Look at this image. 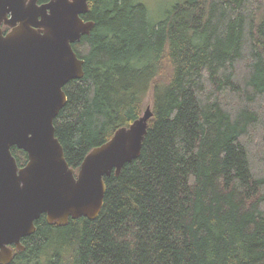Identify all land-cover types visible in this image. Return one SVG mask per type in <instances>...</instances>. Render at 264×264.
Wrapping results in <instances>:
<instances>
[{
    "label": "trees",
    "instance_id": "1",
    "mask_svg": "<svg viewBox=\"0 0 264 264\" xmlns=\"http://www.w3.org/2000/svg\"><path fill=\"white\" fill-rule=\"evenodd\" d=\"M81 18L84 75L53 121L64 158L77 173L150 105L141 154L103 179L97 218L41 216L10 264H264V0H178L154 22L88 0Z\"/></svg>",
    "mask_w": 264,
    "mask_h": 264
},
{
    "label": "water",
    "instance_id": "2",
    "mask_svg": "<svg viewBox=\"0 0 264 264\" xmlns=\"http://www.w3.org/2000/svg\"><path fill=\"white\" fill-rule=\"evenodd\" d=\"M0 0V264L35 233V221L64 227L69 219L94 220L105 195L104 178L118 175L141 154L151 118L147 108L129 127L92 149L75 176L53 121L66 104L63 87L83 77L72 45L94 23L81 16L88 0ZM11 28L4 34L1 26ZM23 151L19 168L11 148Z\"/></svg>",
    "mask_w": 264,
    "mask_h": 264
},
{
    "label": "rangeland",
    "instance_id": "3",
    "mask_svg": "<svg viewBox=\"0 0 264 264\" xmlns=\"http://www.w3.org/2000/svg\"><path fill=\"white\" fill-rule=\"evenodd\" d=\"M135 1L142 3L147 8L149 17L151 18V21L154 22V21H157L158 19L162 18L164 16V13L166 12V10L167 9L169 10L173 6V4L175 2H177L178 0H135ZM2 27H5V26H2ZM147 108H150V105H148ZM12 249H13V252H14V250H16L15 248H12ZM21 251H23V250H21ZM50 253L51 252L45 253L42 256V258H40V262H44L45 260H47V257L49 256L48 254H50Z\"/></svg>",
    "mask_w": 264,
    "mask_h": 264
},
{
    "label": "bare ground",
    "instance_id": "4",
    "mask_svg": "<svg viewBox=\"0 0 264 264\" xmlns=\"http://www.w3.org/2000/svg\"><path fill=\"white\" fill-rule=\"evenodd\" d=\"M48 2H49V0H48ZM46 3H47V2H46ZM44 4H45V3H44ZM38 5H42V4H38ZM82 16H83V15H82ZM85 22H87V21H85ZM9 29H10V31H11V28H9ZM74 44H75V43H74ZM82 67H83V66H82ZM83 74H84V73H83ZM73 80H74V79H73ZM63 88H64V87H63ZM66 99H67V98H66ZM142 116H143V115H142ZM142 116H141V117H142ZM130 125H131V124H130ZM130 125H129V126H130ZM129 126H128V127H129ZM121 128H122V127H121ZM114 133H115V132H114ZM113 135H114V134H113ZM55 138H56V137H55ZM111 138H112V137H111ZM109 140H110V139H109ZM109 140H108V141H109ZM108 141H107V142H108ZM13 148H15V147H13ZM13 148H11V153H12V149H13ZM15 149H16V148H15ZM12 156L14 157L13 153H12ZM26 156H27V155H26ZM14 158H15V157H14ZM26 162H27V159H26ZM80 167H81V166H80ZM69 168H70V167H69ZM71 169H72V168H71ZM79 169H80V168H79ZM73 170H74V169H73ZM78 171H79V170H78ZM74 172H75V171H74ZM77 173H78V172H77ZM75 174H76V173H75ZM75 176H77V174H76ZM72 220H73V219H72ZM76 220H77V219H76ZM48 225H49V224H48ZM55 225H56V224H55ZM64 227H65V226H64ZM12 248H15V247L12 246ZM15 249H16V248H15ZM16 250H17V249H16ZM17 251H18V250H17ZM12 259H13V258H12Z\"/></svg>",
    "mask_w": 264,
    "mask_h": 264
},
{
    "label": "flooded vegetation",
    "instance_id": "5",
    "mask_svg": "<svg viewBox=\"0 0 264 264\" xmlns=\"http://www.w3.org/2000/svg\"><path fill=\"white\" fill-rule=\"evenodd\" d=\"M2 26H4V25H2ZM2 26H1V28H2ZM7 30H8V31L5 32V31L3 30V28H2V31H3L4 34H6V33H8V32L10 31L9 28H8ZM15 159H16V158H15ZM25 164H26V163H24L23 165L18 166V167H19V168H22ZM17 165H18V164H17ZM23 249H24V248H23Z\"/></svg>",
    "mask_w": 264,
    "mask_h": 264
}]
</instances>
